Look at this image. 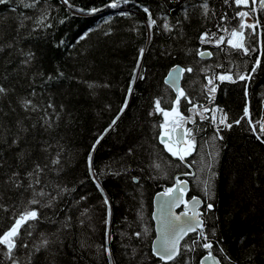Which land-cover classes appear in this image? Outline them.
<instances>
[{"label":"trees","instance_id":"obj_1","mask_svg":"<svg viewBox=\"0 0 264 264\" xmlns=\"http://www.w3.org/2000/svg\"><path fill=\"white\" fill-rule=\"evenodd\" d=\"M70 2L84 11L69 9L62 0H36L35 6L33 0L0 3V86L8 89L0 94V205L7 206V210L0 207V232L12 222L13 210H22L23 202L32 195L31 189L6 183L12 172L19 173L21 183L27 185L24 173L40 164L41 183L34 187L38 191L43 188L45 196L37 199L47 204L55 197L51 206H33L38 207L40 217L22 226L18 238V242L31 245L44 234L54 242L33 256H28L31 249L18 248L20 264H29V260L31 264H107L108 253L102 246L110 249L114 264H153L157 258H149L155 238L152 200L175 178L182 179L186 171L193 174L188 179L189 193L214 204L212 210L204 211L205 230L221 263L264 264V144L248 130L247 118L230 130L222 129V141H212L215 129L194 117L195 127L204 130L196 133L197 148L187 158L188 164L177 167L157 138L159 128L154 125L162 116H148L153 98L163 97L162 106H170L175 93L163 79L179 64L193 68V72L184 73L182 88L199 104L218 106L231 121L242 116L247 103L251 118L260 120L264 115V27H257L254 33L245 29L246 46L254 49L249 54L228 53L223 50L226 44L217 49L201 44L198 36L216 31L218 25L237 26L235 11L248 9L232 0L228 4L207 0L215 13L208 19L201 16L199 7L204 0H116L115 7L111 0ZM144 7L158 24L163 23V17L173 25L179 19L181 24L171 33L156 31L155 26L149 30ZM92 8L96 11H87ZM42 12L50 27L36 26ZM221 15L226 19L220 20ZM252 16L264 25V11L258 4ZM141 47L145 52L137 71L145 78L133 79ZM205 49L214 55L201 59L195 54ZM257 58L261 63L248 80L214 81L217 91L209 103L203 88L205 75L223 72L230 63L251 72ZM217 63L224 67L216 68ZM202 67L208 72L199 71ZM125 97L127 106L121 113ZM23 99L31 100L35 109L23 108ZM186 103L182 98L179 105L184 114H188ZM113 119L116 123L105 132ZM211 144L218 146L219 155L213 165L216 175L209 199L194 177L207 176L201 158L208 159ZM89 151L108 205L88 175ZM57 154L59 164L54 165L51 161ZM155 163L161 165L159 170L152 167ZM132 176L139 180L134 182ZM61 188L68 191L57 196ZM66 223L70 226L65 227ZM145 227L147 236L143 235ZM213 228L215 236H211ZM29 231L32 236L27 235ZM134 232L142 235L137 238ZM202 255V248L196 246L195 251L178 257L176 264H183L185 258L189 264H199ZM0 264H9L2 248Z\"/></svg>","mask_w":264,"mask_h":264},{"label":"snow or ice","instance_id":"obj_2","mask_svg":"<svg viewBox=\"0 0 264 264\" xmlns=\"http://www.w3.org/2000/svg\"><path fill=\"white\" fill-rule=\"evenodd\" d=\"M63 4H65L69 9L75 8L78 12H83L84 9L77 8L74 4L70 2V0H62ZM232 2L236 6H244L248 10H236L235 17H238V24L231 29L224 27L223 25H218L216 31H204L201 32L198 36V40L201 44H212L216 46L217 49H221L222 45H227V49H223L228 53L238 52L244 55L250 53L254 49L246 46V32L245 29H251L253 33L257 27H264L261 25L259 21L252 16L253 13L257 11L258 8L261 11H264V0H232ZM0 3H6V0H0ZM225 4L229 3V0H224ZM36 0H33V6H35ZM249 5H251L249 7ZM111 6H116V0H111ZM201 16L204 19L209 18V14L215 15L214 12H211L207 0H204L202 4H200ZM89 12H95L96 9H88ZM144 13L147 14V28L152 30L153 27H156V31H160L161 29L166 33H171L176 25L181 24V20L177 19L176 24L173 25L169 22L167 17H163V23L158 24L157 20L153 18L149 8H143ZM252 16V22H248L246 18ZM187 13H185L184 19H187ZM226 17L224 15L220 16V20H225ZM47 20V16L44 12L41 13L40 17L36 20L37 27H50V23L46 24L44 21ZM136 29H133L135 31ZM223 33L217 35V33ZM88 33H84L87 36ZM149 39H151V35H149ZM145 52V48L141 47L138 50V57L136 61V68H133V79L139 77L140 79H144V75L142 72H138L137 68L140 67V61ZM166 54V53H162ZM197 56L211 57L214 55L212 51L208 50H197L195 53ZM29 58H31V54H29ZM261 63L259 58L256 59L255 63L251 66V72H246L244 70H239V65L234 63H230L226 70L223 72H213L210 75H205L204 80L207 81L206 84L203 85L204 90L207 92V99L209 103L212 102L213 94L217 91V85L214 81L220 82H232L236 81H246L250 78L251 73L256 71L257 65ZM216 68L224 67L223 65L217 63L215 65ZM233 68H236V71H233ZM201 72H208V68H200ZM188 72H193L192 67H182L178 64L173 65L167 72V75L164 77L163 82L168 88L175 93L174 99H171L170 106L165 107L162 106L165 103V98L156 97L153 98L152 106L150 111L148 112V116H153L159 114L162 116V121L158 125H154V127L159 128L158 132V140L161 145H163L164 150L170 154V157L175 158V162L177 167L181 164H188V157H190L197 148V139L196 133L203 131V126L197 128L195 127V119L194 117H199L200 121H205L210 124L214 129V134L211 137L212 141L223 140L224 137L222 135V129H232L234 125H240L241 120L247 118L248 130L253 134L256 141L260 144H264V115H262L260 120L254 121L251 118L249 106L247 103L243 106V114L240 118L229 120L228 114L223 111V109L218 106L209 108L205 105L199 104L194 98L190 97L184 88H182L179 84V81L182 77V74ZM62 75V73H61ZM91 86V85H90ZM8 91L7 88L0 86V94H6ZM132 88L131 85L128 88V92L131 93ZM247 85H245V97H247ZM186 101L187 113L184 114L179 110V105L181 99ZM21 106L26 110H34L35 105L32 104L31 100L23 99L20 101ZM127 106V97L123 101L122 106L119 109V112L123 113ZM48 107H52L51 104ZM47 115V113H45ZM118 118V117H117ZM47 124L48 122L45 121ZM116 123V120L113 119L111 123L108 125L104 131L107 132L112 126ZM192 124L193 127H189L188 125ZM49 126H51L49 124ZM12 143H16L14 139ZM99 143V138L92 144V151L95 150L96 145ZM207 143V142H205ZM212 148V151L209 152L208 159L205 161L203 157L201 158L204 167L207 169V176L203 179L199 177H194L200 184H202V192L204 197L211 198L212 192V178L215 177L216 173L213 170V165L215 158L218 157V146L215 144L209 145ZM92 151H89L86 163H87V171L88 175L93 178V182L97 189L100 190L101 195L103 196L104 205L109 204L108 197L104 194L103 188L101 187L98 179L96 178L97 174L94 171L92 166ZM132 150L129 149V152ZM52 164H59V155L57 154V158L51 161ZM46 167V166H45ZM155 170H159L161 165L159 163H155L152 166ZM43 171V168L40 164H35L32 171H26L24 175L28 178L27 185H24L20 181V174L17 172H12L11 176L8 178L7 182H11V186L14 188L24 187L25 190L31 189L32 195L27 198L25 202H23L22 210L16 211L13 210L12 222L10 225L2 232H0V248L3 249L4 256L8 259L9 264H20L19 260L16 258V250L18 248L31 249L28 252V256H33L35 253H39L41 250L49 247L54 241H51L48 236L41 234L39 239L29 245L24 242H18V238L22 235L21 228L22 226L27 225L30 221H36L40 217L38 207H33L34 205H40L44 207L51 206L52 200L55 197H50L47 204H43L42 200L37 199V197H44L45 193L43 188L39 189V191L34 187V185H38L41 183L40 173ZM183 175L191 176L193 175L191 172H184ZM154 178V177H153ZM131 179L136 182L139 180V177L132 176ZM188 181L175 178L174 182L169 186L165 187L162 192H157L156 200L157 211L153 212L152 219L156 220V230H155V239L151 241V256L157 258L158 262H162V264H176V260L180 256H184L185 252L195 251L196 246L202 247L206 250V255L200 258L199 264H205V261H211V264H221V260L217 259L213 252L210 251L213 248V242L210 239V236L206 234L205 230V220L202 218V211L200 210V206L202 204L201 198L197 196H191L190 199H185V193L187 192ZM68 191L67 188H61L60 192L57 193L59 196L61 193ZM84 199V197H81ZM183 208L182 212L174 211V209L181 207ZM0 207H4L7 210V206L0 205ZM20 205H17L19 208ZM214 208V204L211 202L206 203V209L212 210ZM83 223V221H81ZM107 223V221H105ZM68 227L67 223L64 225ZM149 229L145 227L143 229V235L147 236ZM216 230L213 228L211 230V236H215ZM188 233H194L195 239L192 240L191 244L181 243L184 240V237L188 235ZM27 235L32 236V232H28ZM108 233L106 232V237ZM133 236L139 238L142 233L134 232ZM103 247L104 252L108 253L107 264H114L111 256V251L107 247ZM135 251V250H134ZM223 252V248L220 249ZM225 259H229L225 256ZM157 261H154L153 264H157ZM29 264L31 261L29 260ZM183 264H189V259L185 258Z\"/></svg>","mask_w":264,"mask_h":264},{"label":"water","instance_id":"obj_3","mask_svg":"<svg viewBox=\"0 0 264 264\" xmlns=\"http://www.w3.org/2000/svg\"><path fill=\"white\" fill-rule=\"evenodd\" d=\"M208 51H210V50H208ZM200 57V56H199ZM201 59H209L210 57H208V56H204V57H200ZM179 65V64H178ZM181 66V65H180ZM183 76H184V73L182 74V77H181V79H180V81H179V84H180V86L182 87V80H183ZM182 179L183 180H187L188 181V185H187V192L185 193V199H187V195L189 194V192H190V183H189V177H191V176H185V175H182ZM162 192V191H161ZM197 197H199V198H201V200L203 201L202 202V204H201V206H200V208L203 206V204H204V200H203V198L202 197H200V196H197ZM158 198L156 197V195L154 196V199H153V212H156L157 211V204H156V200H157ZM182 207V206H181ZM181 207H178V208H176V209H174V211H177V209H179V208H181ZM153 214V213H152ZM153 221H154V224H155V230H156V220H154L153 219ZM190 234H193V233H188V235L187 236H189ZM187 236H185L184 237V240H185V238L187 237ZM155 239V238H154ZM183 240V241H184ZM182 241V242H183ZM181 242V243H182ZM210 251H212L213 252V255H215L214 254V251H213V249H211ZM204 252H206V250H204ZM207 254V253H206ZM205 254V255H206ZM216 256V255H215ZM217 257V256H216ZM217 259H219L218 257H217ZM220 260V259H219ZM205 264H211V261H205ZM222 264V263H221Z\"/></svg>","mask_w":264,"mask_h":264},{"label":"flooded vegetation","instance_id":"obj_4","mask_svg":"<svg viewBox=\"0 0 264 264\" xmlns=\"http://www.w3.org/2000/svg\"><path fill=\"white\" fill-rule=\"evenodd\" d=\"M179 108H180V106H179ZM180 110V109H179ZM161 192V191H160ZM156 195V194H155ZM191 196H195V195H191L190 193L187 195V199H190V197ZM154 199V198H153ZM200 210L202 211V213H203V215H202V218L205 220V216H204V211L206 210V203L204 202V204H203V206L200 208ZM183 211V208L181 207V208H179V209H177V212H182ZM152 213H153V200H152ZM152 223H153V229H154V233H155V224H154V221H153V219H152ZM205 223H206V220H205ZM195 239V234L193 233V234H190L189 236H187L186 238H185V240L182 242V243H184V242H189L190 244L192 243V240H194ZM202 248V247H201ZM202 252H203V255L202 256H204L205 254H206V252H204V249L202 248ZM215 254V253H214Z\"/></svg>","mask_w":264,"mask_h":264},{"label":"rangeland","instance_id":"obj_5","mask_svg":"<svg viewBox=\"0 0 264 264\" xmlns=\"http://www.w3.org/2000/svg\"><path fill=\"white\" fill-rule=\"evenodd\" d=\"M251 5H249V7H250ZM240 7H244V6H240ZM246 20L248 21V22H252V17H248V18H246Z\"/></svg>","mask_w":264,"mask_h":264}]
</instances>
